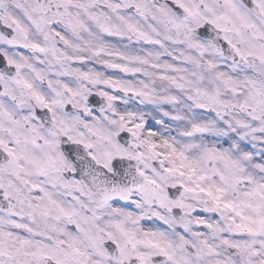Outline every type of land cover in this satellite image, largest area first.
Listing matches in <instances>:
<instances>
[{"label": "snow or ice", "instance_id": "6c2138e0", "mask_svg": "<svg viewBox=\"0 0 264 264\" xmlns=\"http://www.w3.org/2000/svg\"><path fill=\"white\" fill-rule=\"evenodd\" d=\"M0 264H264V0H0Z\"/></svg>", "mask_w": 264, "mask_h": 264}]
</instances>
